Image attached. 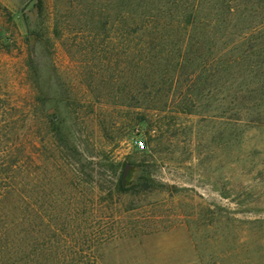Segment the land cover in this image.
Instances as JSON below:
<instances>
[{
	"label": "rangeland",
	"instance_id": "obj_1",
	"mask_svg": "<svg viewBox=\"0 0 264 264\" xmlns=\"http://www.w3.org/2000/svg\"><path fill=\"white\" fill-rule=\"evenodd\" d=\"M133 46L115 0H0V264H264V125L181 112ZM93 199L117 213L60 210Z\"/></svg>",
	"mask_w": 264,
	"mask_h": 264
},
{
	"label": "trees",
	"instance_id": "obj_2",
	"mask_svg": "<svg viewBox=\"0 0 264 264\" xmlns=\"http://www.w3.org/2000/svg\"><path fill=\"white\" fill-rule=\"evenodd\" d=\"M115 2L116 19L126 24L134 44L131 61L138 78L145 83L154 77L157 82L169 76V85L162 92L149 91V103H155L160 92L166 101L179 94L183 96L179 104L183 113L192 114L193 106L205 100L209 111L217 108L214 105L223 106L230 121L237 123L246 118L250 124L264 125V0ZM144 40L146 47L142 50L139 42ZM183 81L186 91L178 86ZM157 107L155 104L147 108L162 110ZM54 126L60 135V123ZM15 190L4 187L0 196ZM129 190L121 179L117 193ZM19 206L25 213L30 209L28 203ZM60 210L106 214L108 221L117 213V203L93 199L69 202ZM0 212L11 211L0 202ZM109 224L84 240L87 251L117 237ZM3 228L6 230L8 225Z\"/></svg>",
	"mask_w": 264,
	"mask_h": 264
},
{
	"label": "water",
	"instance_id": "obj_3",
	"mask_svg": "<svg viewBox=\"0 0 264 264\" xmlns=\"http://www.w3.org/2000/svg\"><path fill=\"white\" fill-rule=\"evenodd\" d=\"M34 2H35V1H32V2L30 3L29 9H32V8H33ZM128 171H129V166H126L125 176H126V174L128 173ZM123 181L125 182V177H124Z\"/></svg>",
	"mask_w": 264,
	"mask_h": 264
}]
</instances>
